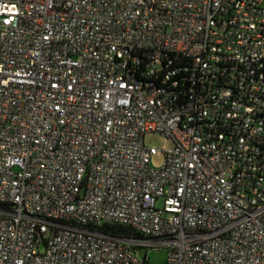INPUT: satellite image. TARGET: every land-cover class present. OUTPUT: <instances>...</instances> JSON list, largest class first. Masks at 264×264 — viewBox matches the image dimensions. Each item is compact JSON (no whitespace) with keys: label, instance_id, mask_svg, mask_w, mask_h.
Instances as JSON below:
<instances>
[{"label":"built area","instance_id":"built-area-1","mask_svg":"<svg viewBox=\"0 0 264 264\" xmlns=\"http://www.w3.org/2000/svg\"><path fill=\"white\" fill-rule=\"evenodd\" d=\"M143 249L264 264V0H0V264Z\"/></svg>","mask_w":264,"mask_h":264},{"label":"rangeland","instance_id":"rangeland-1","mask_svg":"<svg viewBox=\"0 0 264 264\" xmlns=\"http://www.w3.org/2000/svg\"><path fill=\"white\" fill-rule=\"evenodd\" d=\"M145 144L148 147L158 149L157 155L152 159V163L155 167H161L165 160V152L174 148L175 143L172 139L162 136L160 134H147L145 137ZM148 256L151 264H167L168 252L166 249L149 250L143 249L139 252V256L144 258Z\"/></svg>","mask_w":264,"mask_h":264},{"label":"trees","instance_id":"trees-1","mask_svg":"<svg viewBox=\"0 0 264 264\" xmlns=\"http://www.w3.org/2000/svg\"><path fill=\"white\" fill-rule=\"evenodd\" d=\"M106 235L113 236L116 238L125 239H141V236L129 228H125L118 225L104 224L102 226H97L94 228ZM145 258V257H144Z\"/></svg>","mask_w":264,"mask_h":264}]
</instances>
